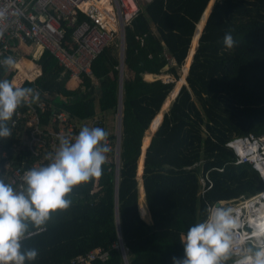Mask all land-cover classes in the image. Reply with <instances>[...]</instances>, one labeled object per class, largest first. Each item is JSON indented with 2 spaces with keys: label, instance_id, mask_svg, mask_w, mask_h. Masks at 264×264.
I'll use <instances>...</instances> for the list:
<instances>
[{
  "label": "trees",
  "instance_id": "obj_1",
  "mask_svg": "<svg viewBox=\"0 0 264 264\" xmlns=\"http://www.w3.org/2000/svg\"><path fill=\"white\" fill-rule=\"evenodd\" d=\"M210 6L211 0H152L125 27L117 216L128 264H172V257H183L181 234L205 219L206 205L264 188L252 164L235 163L226 145L235 136L264 135V0H214ZM205 8L210 12L204 23L200 19ZM196 25L201 33L186 84L177 92ZM227 32L236 41L232 49L223 44ZM33 62L39 73L18 85L36 89L45 100L43 125L59 111L71 120L95 115L104 120L116 111L115 44L92 61L94 81L69 79V71L47 50H39ZM144 73L154 78L146 79ZM165 73L175 80L164 81L160 75ZM14 77V71L0 66V80L16 83ZM149 139L139 188L141 149ZM17 140L0 139L10 154ZM13 158L29 160L25 143ZM115 171V162L107 160L99 179L73 189L68 209L52 214L43 230L22 242L24 248L39 251L37 259L26 264H70L95 247L108 250L109 256L92 264H124L115 247ZM206 174V183L212 184L200 193V177ZM138 197L142 211L145 199L150 221L141 217Z\"/></svg>",
  "mask_w": 264,
  "mask_h": 264
},
{
  "label": "built area",
  "instance_id": "obj_2",
  "mask_svg": "<svg viewBox=\"0 0 264 264\" xmlns=\"http://www.w3.org/2000/svg\"><path fill=\"white\" fill-rule=\"evenodd\" d=\"M152 0H0V11L4 18L0 20V60L12 56L17 64L7 69L15 73L21 71L23 79H32L39 73L33 58L39 50L52 53L58 62L69 71V79L82 81L88 77L95 80L91 64L95 57L107 46L115 44L120 53L124 44L125 27L138 15L142 7ZM70 28V29H69ZM69 31V32H68ZM24 46L32 48L25 52ZM25 52L27 55H22ZM30 56V57H28ZM32 62L29 67L21 66L25 60ZM124 70V64L118 65ZM20 77V78H21ZM169 81V76H164ZM46 106L45 100L40 98L31 105L17 109L13 121L9 122L12 128L11 137H18L11 144V154L6 143L0 141V177L6 182L13 183L14 187L21 184L24 172L36 166L47 164L45 159L49 152H54L59 144V137L67 136L74 139L81 127H100L105 130L106 123L101 116H93L85 120H71L65 111L53 113L49 125L40 123V113ZM116 144L112 151V142L108 137V146L114 157L108 155V160L116 164L118 120L119 113L115 112ZM25 143L28 151L26 159L18 162L13 157L18 154L21 145ZM235 156V163L249 162L258 172L264 182V135L235 136L226 142ZM26 165V167H25ZM207 174L200 177L201 190L204 193L212 184ZM210 205L231 206L239 213L243 222L242 231L250 237V244L264 247V235L257 239L254 232H264V188L250 196H239L227 200H219ZM43 228L31 231L33 233ZM181 234V239L183 235ZM122 254L124 264H128L123 243L120 240L115 244ZM109 251L95 247L83 255L74 257L70 264H92L96 260L105 261Z\"/></svg>",
  "mask_w": 264,
  "mask_h": 264
},
{
  "label": "clouds",
  "instance_id": "obj_3",
  "mask_svg": "<svg viewBox=\"0 0 264 264\" xmlns=\"http://www.w3.org/2000/svg\"><path fill=\"white\" fill-rule=\"evenodd\" d=\"M4 13L0 11V20ZM3 33L0 32V38ZM226 48L236 46L232 33L223 37ZM12 56L0 60L5 69L14 68ZM40 99L32 87L0 80V139L12 135L9 122L18 108ZM109 133L100 127L83 126L74 139L59 137L58 147L49 152L45 165L27 169L19 187L0 177V264H26L39 255L36 248H24L29 233L46 226L51 215L68 209L73 189L99 179L107 163ZM206 217L190 226L183 235V257H172V264H264V247L250 244L242 231L243 222L231 206L206 205ZM259 239L264 232H254Z\"/></svg>",
  "mask_w": 264,
  "mask_h": 264
},
{
  "label": "water",
  "instance_id": "obj_4",
  "mask_svg": "<svg viewBox=\"0 0 264 264\" xmlns=\"http://www.w3.org/2000/svg\"><path fill=\"white\" fill-rule=\"evenodd\" d=\"M213 2H214V0L212 1L211 4H213ZM209 12H210V8H209V11L208 12H206V8H205V10H204V12H203V14L201 16V19H200V20L204 19V23H205L206 17H207V15H208ZM197 33H198V35H197ZM200 33H201V30L196 25V30H195L194 35H197V39H198ZM194 50H195V48H194ZM119 63H120V65H123L124 64V44H123V48H122L121 53H120V62ZM188 67H189V65H188ZM188 67H187V71L185 72V75H184V80H185V76L188 73ZM122 80H123V70L120 69L119 70V99H118V106H117V110H118V113H119V120H118L117 153H116V171H115V188H116V190H115L116 191L115 192V202H116V224H117V229H118L119 240L121 241V243H122V239H121V235H120V231H119L118 216H117V186H118V167H119L120 125H121V115H122V113H121V111H122L121 110L122 109ZM182 84H186V81H184V83H182ZM181 85L178 87L177 92L179 91ZM177 92L175 93V96H176ZM175 96H174V98H175ZM164 112L165 111H162L161 116H160V119L158 120L157 125L155 126L154 130L152 131L151 136L154 133V131L156 130V128L159 125V123L161 122V119L163 117ZM154 118H153L152 122L154 121ZM152 122L150 123L148 129L150 128ZM151 136H150V139H151ZM150 139H149L148 143L146 144V146L141 149V153H142V168H141L140 173L137 171V178H138V176H140V178H141V174H142V171H143V161H144L145 151H146V148H147V146H148V144L150 142ZM142 146H143V141H142ZM25 167H26V165H25ZM123 254H124V257L126 258V255H125L124 252H123Z\"/></svg>",
  "mask_w": 264,
  "mask_h": 264
},
{
  "label": "rangeland",
  "instance_id": "obj_5",
  "mask_svg": "<svg viewBox=\"0 0 264 264\" xmlns=\"http://www.w3.org/2000/svg\"><path fill=\"white\" fill-rule=\"evenodd\" d=\"M212 1L213 0H211V3H212ZM212 5V4H211ZM211 7V6H210ZM196 41V40H195ZM195 47V46H194ZM118 53V52H117ZM22 55H24V56H26L27 57V55L25 54V52L22 54ZM118 57H119V53H118ZM184 67H186V65L185 66H183L180 70H179V73L181 74V75H179V77L177 78V80L180 78H182L183 79V83H184V75H185V73H184ZM169 76V78H170V81H173V80H175V78L172 76V75H170V74H167V73H165V74H162V75H160V77L161 78H163V79H166V77H164V76ZM181 76V77H180ZM14 78H19V76L17 75L16 77H14ZM13 78V79H14ZM182 84V83H181ZM180 84V85H181ZM171 104V103H170ZM170 104L168 105V107L166 108V110H168V108H169V106H170ZM166 110H163V111H166ZM115 112L116 111H114L113 113L112 112H110V113H107L106 114V116H105V119H104V121H105V123H106V128H105V131H107L108 133H109V136H112L111 137V139H112V147H113V149H112V151H114V148H115V144H116V136H115V133H116V130H115V126H116V118H115ZM96 117H98L99 115H95ZM147 131V130H146ZM146 131H145V133H146ZM114 157V155H113V153H112V155L110 156V158H113ZM141 163H142V156L140 157V159H139V166H138V172L140 173V171H141ZM138 181H139V185L141 184L140 183V181H141V178H140V176H138ZM139 199V198H138ZM144 199V198H143ZM145 200V199H144ZM143 200V201H144ZM140 212V211H139ZM144 219L145 220H147V221H149L150 220V218H149V215L147 214L145 217H144Z\"/></svg>",
  "mask_w": 264,
  "mask_h": 264
},
{
  "label": "crops",
  "instance_id": "obj_6",
  "mask_svg": "<svg viewBox=\"0 0 264 264\" xmlns=\"http://www.w3.org/2000/svg\"><path fill=\"white\" fill-rule=\"evenodd\" d=\"M209 4V3H208ZM211 8V7H210ZM203 27V26H202ZM196 40V41H195ZM197 37H195V35H194V37H193V39H192V43H191V46H190V50H189V52H188V55H187V57H186V61H185V63H184V65L183 66H185L186 65V67H188V65H189V62L191 61V57H192V53H193V51H194V48L196 47V45H197ZM195 46V47H194ZM24 50H25V52H31L32 51V48L31 47H28V46H24ZM30 63V65H26L27 63ZM22 67L23 66H25V67H29V66H31L32 65V62L31 61H29V60H27V59H25L21 64H20ZM20 66V67H21ZM182 66V67H183ZM20 73H21V71H18V73L16 72L15 73V77L18 75L19 76V78H17V80H16V83H14L13 82V84L14 85H18L19 84V82L21 81V79H22V77H21V75H20ZM150 74V73H149ZM145 75V73L143 74V77L144 78H146V79H153L154 78V76H152L151 78H147V77H145L144 76ZM151 75V74H150ZM21 77V78H20ZM15 79V78H14ZM13 79V80H14ZM138 166H139V164H138ZM141 168H142V163H141ZM140 183H141V185H142V180L140 181ZM139 188H140V185H139ZM139 192H140V189H139ZM140 195V194H139ZM139 198V197H138ZM144 200V199H143ZM138 207H139V211H140V215H141V217H145L147 214L149 215V212H148V209H147V206H146V203H145V200L143 201V211L141 210V208H140V204H139V199H138ZM149 218H150V215H149ZM150 221V220H149Z\"/></svg>",
  "mask_w": 264,
  "mask_h": 264
}]
</instances>
